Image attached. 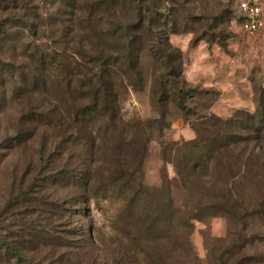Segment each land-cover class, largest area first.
<instances>
[{
  "label": "trees",
  "instance_id": "16d2710c",
  "mask_svg": "<svg viewBox=\"0 0 264 264\" xmlns=\"http://www.w3.org/2000/svg\"><path fill=\"white\" fill-rule=\"evenodd\" d=\"M206 1L0 0V112L18 104L13 135L2 144L24 148L40 127L46 133L54 130L41 140L39 161L54 147L65 163L53 165L44 177L58 174L62 179L52 183L64 181L81 190L79 204L120 200L114 222L123 224L147 264H200L190 239L195 221L218 216L228 219L229 229L212 264H264V252L252 251L264 244V86L256 89L255 111L199 117L195 138L163 142L164 159L173 164L175 175L164 172L160 186L144 182L149 128L162 131L168 126V104L186 111L182 99L191 96L181 51L169 35L179 33L183 21L184 31L205 18L213 19L212 27L220 26L224 20L192 9L205 11ZM180 7L186 16L178 15ZM144 49L166 67L162 77L173 81L152 84L158 118L125 122L121 92L144 84ZM102 154L107 165H86ZM39 179L10 197L0 212L1 225V216L10 215L17 202L34 200ZM174 188L186 192L182 206ZM24 236L0 226V264H35L26 254L30 240Z\"/></svg>",
  "mask_w": 264,
  "mask_h": 264
},
{
  "label": "rangeland",
  "instance_id": "374dc122",
  "mask_svg": "<svg viewBox=\"0 0 264 264\" xmlns=\"http://www.w3.org/2000/svg\"><path fill=\"white\" fill-rule=\"evenodd\" d=\"M237 2L208 0L205 11L193 6L198 14H210L224 21L212 27L213 19L205 18L193 25L194 30L187 31H184L183 21L180 32L169 35L172 46L181 51L183 78L191 96L185 95L182 99L186 111L175 102L168 104V126L162 131L157 126L148 130L151 139L143 162V176L150 187L161 185L164 172L170 177L175 175L173 164L164 159L163 142L195 138L193 125L199 117L216 114L227 118L237 110L253 112L257 108L256 89L264 86V29L250 33L235 24ZM181 10L180 7L178 15L183 12L182 17L186 16V9ZM161 64L150 50L142 51L140 66L144 84L121 92L120 107L125 122L160 116L159 105L152 96V84L156 79L173 81L172 77H162L167 70ZM175 66H179V61ZM182 80L180 85H183ZM17 110L18 104L13 102L0 112V212L13 194L25 190L33 179L40 177L34 200L19 201L10 209V215L1 216L3 224L11 230H20L24 238L30 240L26 243L27 256L35 264H147L123 224L114 222L121 208L120 200L98 198L79 204L78 196H83L81 190L68 187L64 181L59 185L52 183L62 179L58 174L44 177L46 173L51 174L53 165L59 168L65 163L58 159L61 152L54 147L46 152L44 161H39L41 140L54 134V130L46 133L40 127L24 148L11 150L2 144L8 135H13L12 123L16 121ZM169 156L170 151L167 159ZM88 161L89 167L109 163L104 154ZM173 195L177 205L182 206L186 192L174 188ZM64 199L67 202H61ZM228 229L226 217L195 221L190 239L200 264L216 263L224 247L220 239L226 237ZM9 235L19 237L14 233ZM252 251L264 252V244H256Z\"/></svg>",
  "mask_w": 264,
  "mask_h": 264
},
{
  "label": "built area",
  "instance_id": "2783aa9c",
  "mask_svg": "<svg viewBox=\"0 0 264 264\" xmlns=\"http://www.w3.org/2000/svg\"><path fill=\"white\" fill-rule=\"evenodd\" d=\"M235 24L246 32L255 33L264 29V1L238 0Z\"/></svg>",
  "mask_w": 264,
  "mask_h": 264
}]
</instances>
